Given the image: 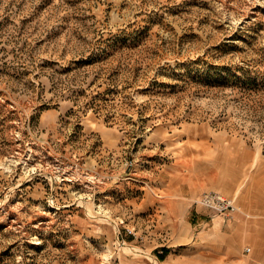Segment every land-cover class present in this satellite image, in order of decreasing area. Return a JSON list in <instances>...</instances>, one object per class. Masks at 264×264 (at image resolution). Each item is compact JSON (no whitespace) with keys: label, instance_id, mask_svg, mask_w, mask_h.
Instances as JSON below:
<instances>
[{"label":"rangeland","instance_id":"374dc122","mask_svg":"<svg viewBox=\"0 0 264 264\" xmlns=\"http://www.w3.org/2000/svg\"><path fill=\"white\" fill-rule=\"evenodd\" d=\"M162 247L264 264V0H0V264Z\"/></svg>","mask_w":264,"mask_h":264},{"label":"crops","instance_id":"0c3cea01","mask_svg":"<svg viewBox=\"0 0 264 264\" xmlns=\"http://www.w3.org/2000/svg\"><path fill=\"white\" fill-rule=\"evenodd\" d=\"M219 191H221V190H219ZM221 192H223V191H221ZM226 194H228V193H226ZM187 197L192 198L190 195H188ZM192 204L194 205V209L196 210V212H203L204 213V211H202V210H204V209L209 210L207 213H209L210 218L212 219V226L211 227H213L214 230H218L220 223L224 221L223 220L224 215L222 213H219V212L215 215H212L211 214L212 209H210L209 207H207L201 203L196 202V199L192 200ZM173 210H176L175 207H173ZM231 226L235 230L236 225L232 224ZM228 239H229V237L227 234H225L221 231H216L214 234H212L211 236L208 237V242H209V244L213 245V247H215L216 252H220L222 249L226 248V241ZM222 240H223V243H222ZM209 250L211 252H213V250H211V249H209ZM153 257L159 262V264H164V263L165 264H174V262H175V261H173L174 260L173 257L168 259L169 257H171V255L168 254L167 247H164V248L162 247L160 249H156L153 253ZM181 261H182V258L179 257L178 263ZM213 262L216 264H228V263H226L227 261L222 262L218 258H213Z\"/></svg>","mask_w":264,"mask_h":264},{"label":"built area","instance_id":"2783aa9c","mask_svg":"<svg viewBox=\"0 0 264 264\" xmlns=\"http://www.w3.org/2000/svg\"><path fill=\"white\" fill-rule=\"evenodd\" d=\"M130 165H132V161H129L128 166ZM196 202L220 213H231L238 209L236 198L219 190L204 191L200 197L196 199ZM250 248L249 245L244 247L247 252Z\"/></svg>","mask_w":264,"mask_h":264},{"label":"bare ground","instance_id":"6f19581e","mask_svg":"<svg viewBox=\"0 0 264 264\" xmlns=\"http://www.w3.org/2000/svg\"><path fill=\"white\" fill-rule=\"evenodd\" d=\"M219 220V219H218ZM222 235V234H221ZM222 243H223V240H222Z\"/></svg>","mask_w":264,"mask_h":264}]
</instances>
